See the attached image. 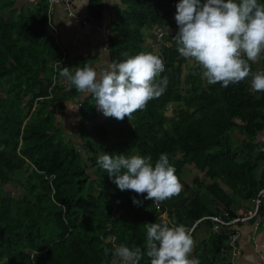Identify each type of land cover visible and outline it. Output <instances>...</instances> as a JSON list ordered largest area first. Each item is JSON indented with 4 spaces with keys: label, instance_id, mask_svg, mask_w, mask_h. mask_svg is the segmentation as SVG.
Here are the masks:
<instances>
[{
    "label": "trees",
    "instance_id": "1",
    "mask_svg": "<svg viewBox=\"0 0 264 264\" xmlns=\"http://www.w3.org/2000/svg\"><path fill=\"white\" fill-rule=\"evenodd\" d=\"M179 2L122 0L109 39L111 60L145 52L143 31L174 23L176 33L167 44L158 52L148 50L165 63L157 79L167 77L169 83L131 122L106 118L89 95L78 109L77 143L56 127L54 108L80 96L58 77L64 67L73 73L83 68L82 60L56 68L62 54L46 1L8 16L16 1L0 0V264H111L114 244L146 251L145 223L182 224L195 242L190 258L232 264L224 249L236 227L213 231L211 220H200L237 216L232 206L240 192L238 174L249 178L245 198L259 191L250 179L256 166L238 164L233 134L239 130L252 138L264 127V92L252 91L251 76L224 88L208 84L199 66L187 72L189 60L180 56L174 40ZM102 6V0H90L91 15L99 17ZM249 64L253 73L255 65ZM134 152L151 156L153 165L167 153L181 184L179 195L157 205L144 198L147 193L121 191L97 163L104 153ZM188 168L192 183L182 177ZM8 185L18 191L7 196ZM203 192L217 210L207 206ZM133 197L142 204H134ZM203 226L210 232L198 240ZM140 264H150V258L145 255Z\"/></svg>",
    "mask_w": 264,
    "mask_h": 264
},
{
    "label": "clouds",
    "instance_id": "2",
    "mask_svg": "<svg viewBox=\"0 0 264 264\" xmlns=\"http://www.w3.org/2000/svg\"><path fill=\"white\" fill-rule=\"evenodd\" d=\"M174 37L178 53L195 61L210 85L227 88L251 76L253 92H264V71L251 72L249 62L264 58V3L259 0H180ZM163 59L141 52L120 62L106 61L103 67L85 64L60 75L82 96L95 100L106 118L131 122L135 112L161 97L168 86ZM97 163L121 190L138 194L159 205L179 195L181 184L167 153L153 165L151 156L104 153ZM133 203L142 201L133 197ZM145 249L124 244L113 245L111 264H140L146 255L150 264H199L190 258L195 242L184 225L145 223ZM111 239V237L109 238Z\"/></svg>",
    "mask_w": 264,
    "mask_h": 264
},
{
    "label": "crops",
    "instance_id": "3",
    "mask_svg": "<svg viewBox=\"0 0 264 264\" xmlns=\"http://www.w3.org/2000/svg\"><path fill=\"white\" fill-rule=\"evenodd\" d=\"M16 4L8 12V16L13 12H18L22 8L31 6V0H15ZM103 8L99 17H94L90 12V0H74L71 9H66L63 4H56L52 13H49L52 35L55 37V44L65 57V62L70 60H82L80 64L89 63L92 67H103L106 61H112L109 51V39L112 34V23L115 20L119 9L124 8L122 0H102ZM72 12V14H71ZM166 27L156 31L149 30L144 44L145 52L152 50L158 52L161 46L156 42L159 32L165 33V40L176 33V28ZM66 53V56L64 55ZM87 60V61H86ZM253 73L264 71V59L254 63ZM58 80L67 85L65 77H58ZM251 84V79H250ZM69 87L66 86V90ZM88 97V96H87ZM87 97H76L74 100L61 101L55 108L56 127L61 128L66 139L72 136L74 141L80 143L77 125L79 124L78 109L80 103ZM235 146L237 147L238 164L245 165L251 162V166H256L252 170L250 179L255 187L254 191L264 187V127L252 138H248L243 132L236 130L233 134ZM254 163V164H253ZM236 183L239 193L236 192V202L232 210L240 215L245 210L252 208L253 199L245 198L248 189V177L246 174H238ZM253 191V192H254ZM211 198V196H210ZM208 200V199H207ZM210 201V200H209ZM211 210H217L214 201L207 203ZM210 229L203 226L197 233V239L203 240L207 237ZM239 235L237 257L232 258V264H264V205L260 215L254 221L240 224L236 227Z\"/></svg>",
    "mask_w": 264,
    "mask_h": 264
},
{
    "label": "built area",
    "instance_id": "4",
    "mask_svg": "<svg viewBox=\"0 0 264 264\" xmlns=\"http://www.w3.org/2000/svg\"><path fill=\"white\" fill-rule=\"evenodd\" d=\"M41 1L42 0H31L33 4H38ZM44 1H46L50 14L52 13L53 8L56 4L61 3L66 7V9H71L74 2V0H44ZM165 37L166 36L164 32H159L156 37L157 40L156 42L160 46H162L163 44H167ZM64 55L66 56V53H64ZM62 62H65V57L63 58V60H61V62L56 64V68ZM56 81L57 78L54 77V82ZM263 205H264V187L260 188L259 191L257 192L255 198L253 199L252 208L245 210L243 213L237 215L235 218H232L231 220H225L220 216H208V217H204L200 221L211 220L213 222V231H218L220 227L235 228L240 224H244L256 220V218L260 215V211ZM238 239H239V235L237 232L230 233L229 243L227 246L228 248L224 249V251H228L231 254L232 258L237 257L239 253Z\"/></svg>",
    "mask_w": 264,
    "mask_h": 264
},
{
    "label": "rangeland",
    "instance_id": "5",
    "mask_svg": "<svg viewBox=\"0 0 264 264\" xmlns=\"http://www.w3.org/2000/svg\"><path fill=\"white\" fill-rule=\"evenodd\" d=\"M143 32H144L145 35H147V32H149V31L148 30L147 31L144 30ZM196 67H197V65H196L195 61H191V62L189 61L188 66L186 67V70H187L188 73H193L192 69H194ZM82 153L84 154V151ZM135 154H136V152L133 153V155H135ZM182 177H183V179L185 181H187L189 183H192V180H193L192 179V177H193V171H192V169H189L188 168L183 173ZM14 191H18L16 187L11 186V185L6 186L5 193H6L7 196L10 195L11 193H13ZM202 197L204 198V200H205L206 203H210V201H212V197L210 198L209 194L206 193V192H203L202 193ZM163 218L167 221L168 215L167 214H164L163 215Z\"/></svg>",
    "mask_w": 264,
    "mask_h": 264
}]
</instances>
